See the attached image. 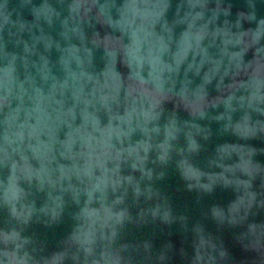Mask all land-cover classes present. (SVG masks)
Masks as SVG:
<instances>
[{
    "label": "water",
    "instance_id": "obj_1",
    "mask_svg": "<svg viewBox=\"0 0 264 264\" xmlns=\"http://www.w3.org/2000/svg\"><path fill=\"white\" fill-rule=\"evenodd\" d=\"M0 264H264V0H0Z\"/></svg>",
    "mask_w": 264,
    "mask_h": 264
}]
</instances>
